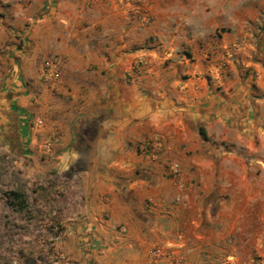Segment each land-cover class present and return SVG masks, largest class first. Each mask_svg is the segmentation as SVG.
Masks as SVG:
<instances>
[{"label":"crops","instance_id":"1","mask_svg":"<svg viewBox=\"0 0 264 264\" xmlns=\"http://www.w3.org/2000/svg\"><path fill=\"white\" fill-rule=\"evenodd\" d=\"M12 12L26 28L0 53V145L37 186L31 226L59 228L52 264H264V0Z\"/></svg>","mask_w":264,"mask_h":264},{"label":"rangeland","instance_id":"2","mask_svg":"<svg viewBox=\"0 0 264 264\" xmlns=\"http://www.w3.org/2000/svg\"><path fill=\"white\" fill-rule=\"evenodd\" d=\"M21 0H0V53L10 45L22 47L21 33L26 27H18L12 20V9ZM16 32V35L11 32ZM10 37H12L10 39ZM14 158L0 145V264H52V239L44 236L52 235V229L59 228L47 224L44 229L30 222L36 220L37 205L31 193L37 186L30 183L28 173L18 164H13ZM12 189L24 191L29 200V208L18 213L9 209L3 201L2 193ZM37 221V220H36ZM35 221V222H36Z\"/></svg>","mask_w":264,"mask_h":264},{"label":"built area","instance_id":"3","mask_svg":"<svg viewBox=\"0 0 264 264\" xmlns=\"http://www.w3.org/2000/svg\"><path fill=\"white\" fill-rule=\"evenodd\" d=\"M41 76L46 80H58L61 76L60 67L54 59H47L43 62ZM35 124L37 127L43 126L42 120H36ZM138 151L141 153H147L149 149L154 148L151 143L140 142L137 144ZM168 175L173 178H178L181 174L180 165L176 162L168 163L167 166ZM57 229V228H56ZM152 256H160L159 249H153L151 252ZM14 264H17L14 262Z\"/></svg>","mask_w":264,"mask_h":264},{"label":"trees","instance_id":"4","mask_svg":"<svg viewBox=\"0 0 264 264\" xmlns=\"http://www.w3.org/2000/svg\"><path fill=\"white\" fill-rule=\"evenodd\" d=\"M203 139L208 140L205 132L201 130ZM4 204L11 210L23 213L29 208V200L26 193L20 189H12L2 193Z\"/></svg>","mask_w":264,"mask_h":264}]
</instances>
